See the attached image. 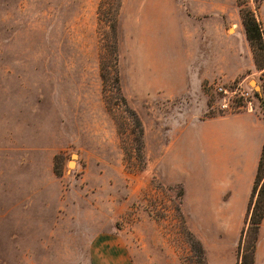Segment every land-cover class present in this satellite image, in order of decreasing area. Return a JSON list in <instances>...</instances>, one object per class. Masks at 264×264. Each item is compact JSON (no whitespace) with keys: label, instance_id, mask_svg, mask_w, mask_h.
I'll use <instances>...</instances> for the list:
<instances>
[{"label":"rangeland","instance_id":"rangeland-1","mask_svg":"<svg viewBox=\"0 0 264 264\" xmlns=\"http://www.w3.org/2000/svg\"><path fill=\"white\" fill-rule=\"evenodd\" d=\"M242 1L264 38V0ZM150 4L0 0V264H205L165 161L192 117L247 103L233 96L221 109L219 80L197 96L166 87L162 65L178 79L180 57L165 52L174 30L141 15ZM238 13L226 31L245 36ZM245 53L264 115L246 38Z\"/></svg>","mask_w":264,"mask_h":264},{"label":"crops","instance_id":"crops-1","mask_svg":"<svg viewBox=\"0 0 264 264\" xmlns=\"http://www.w3.org/2000/svg\"><path fill=\"white\" fill-rule=\"evenodd\" d=\"M149 2L141 15L149 12L157 22L167 25V31L174 30L164 37L169 42L164 43L165 52L169 57L172 52L174 61L175 56L180 57L178 79L170 77L168 63L162 65L166 87L174 80L173 87L179 88L180 96H197L215 80L224 84L239 81L244 88H253L248 83L249 74L243 76L255 68L245 53L246 34L226 31L227 24L231 28L238 23L237 0ZM178 132L165 162L172 167L169 175L182 186L188 229L202 244L206 264H237L238 244L264 144V115L248 106L203 119L194 116ZM254 264H264V216Z\"/></svg>","mask_w":264,"mask_h":264},{"label":"trees","instance_id":"trees-1","mask_svg":"<svg viewBox=\"0 0 264 264\" xmlns=\"http://www.w3.org/2000/svg\"><path fill=\"white\" fill-rule=\"evenodd\" d=\"M260 3L261 0H255ZM240 17L245 30L246 38L250 43L253 53V58L256 67L263 71L264 76V38L263 31L259 21L256 19L254 12L247 7L245 2L237 0ZM104 7V2L100 4V10ZM110 31L113 35V42L109 45L112 52L116 53V23H109ZM264 91V85H263ZM264 103V102H263ZM138 123V121H137ZM140 126V122L138 123ZM141 133V132H140ZM59 157L55 156L54 162L57 167ZM264 216V144L260 160L257 167L256 176L254 179L252 192L248 203V211L246 215L245 225L242 229L239 244H238V262L237 264H254L255 250L258 240L260 224ZM198 252L203 255V260L206 264L204 248L202 244L195 238Z\"/></svg>","mask_w":264,"mask_h":264},{"label":"built area","instance_id":"built-area-1","mask_svg":"<svg viewBox=\"0 0 264 264\" xmlns=\"http://www.w3.org/2000/svg\"><path fill=\"white\" fill-rule=\"evenodd\" d=\"M214 92L222 95L223 103L220 105V108L223 110L230 109L227 99L233 96L242 98L247 103L246 107L252 106L251 99L254 98V89L251 87L244 88L240 82L214 85ZM242 108L243 106H240L238 109Z\"/></svg>","mask_w":264,"mask_h":264},{"label":"bare ground","instance_id":"bare-ground-1","mask_svg":"<svg viewBox=\"0 0 264 264\" xmlns=\"http://www.w3.org/2000/svg\"><path fill=\"white\" fill-rule=\"evenodd\" d=\"M72 164V162H70Z\"/></svg>","mask_w":264,"mask_h":264}]
</instances>
